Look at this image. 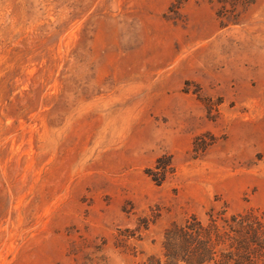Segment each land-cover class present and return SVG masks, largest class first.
<instances>
[{
  "label": "rangeland",
  "instance_id": "obj_1",
  "mask_svg": "<svg viewBox=\"0 0 264 264\" xmlns=\"http://www.w3.org/2000/svg\"><path fill=\"white\" fill-rule=\"evenodd\" d=\"M250 211L264 0H0V264H187L194 219L217 264Z\"/></svg>",
  "mask_w": 264,
  "mask_h": 264
},
{
  "label": "trees",
  "instance_id": "obj_2",
  "mask_svg": "<svg viewBox=\"0 0 264 264\" xmlns=\"http://www.w3.org/2000/svg\"><path fill=\"white\" fill-rule=\"evenodd\" d=\"M261 218L253 211L230 216V233L224 235V246L228 242V248H235L236 252H225L224 249L223 258L217 264H264V222ZM215 230V221L203 228L196 219L194 223L178 228L174 240L182 255L178 253L176 260L187 264H206L213 260L214 239L211 234Z\"/></svg>",
  "mask_w": 264,
  "mask_h": 264
}]
</instances>
